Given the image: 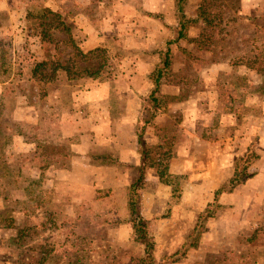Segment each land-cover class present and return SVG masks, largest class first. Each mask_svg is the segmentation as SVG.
<instances>
[{
	"label": "rangeland",
	"instance_id": "374dc122",
	"mask_svg": "<svg viewBox=\"0 0 264 264\" xmlns=\"http://www.w3.org/2000/svg\"><path fill=\"white\" fill-rule=\"evenodd\" d=\"M77 3V6L73 0L62 3V7L66 5L65 11L58 13L70 27L76 44L86 49L81 21L90 22L87 14L101 9V21L86 27L101 32L98 39L102 44L96 49H104V56H99V50L88 54L89 58L75 56L72 46L63 42L67 32L60 28L52 32L54 42L43 43L37 21L42 14L40 9L45 7L44 0H13L9 9L0 10L1 79L11 78L10 86L39 107L42 101L38 98L46 97L55 82L48 79L52 75L51 66L42 80L32 76V67L35 71L41 59L55 58L60 65L70 67L73 75H77L78 67L105 63L98 76L78 77L75 82L132 80L137 63L146 61L152 67L148 74L150 87L153 85L151 89H155L154 77L162 67L168 41L177 38L182 15L178 1L77 0ZM243 5L244 0H183L181 7L188 20L185 36L172 43L169 68L154 94L157 110L148 105L149 92L143 103V120L150 119L144 121L146 127L156 135H167V149L150 146L146 163L158 171L161 182L166 184L164 188L170 190L167 218L175 219L165 242L157 241L161 235L158 226L151 230L146 222L147 239L154 243L155 258L156 252L160 257L156 258L157 264L176 253L181 256L178 262L185 264H264V5L247 7L246 12ZM200 10L204 14L198 16ZM104 17L107 20L115 17L112 21L119 22L116 31L120 35L113 36L119 44L110 40L104 45ZM160 22L163 28L154 40L151 33ZM140 29L148 33L142 39L140 34L139 38L135 36ZM134 39L139 42L134 43ZM145 39L150 40L151 46L137 48V43ZM58 70L66 73L62 68ZM36 73L43 76L45 70L40 67ZM86 88L85 84L76 90L62 87V111L74 93L78 92L74 99L78 98ZM13 108L14 104L0 100V124L6 126L5 131L10 129V134L0 137V264H146L141 260L146 256V243L135 241V232L128 237V223L124 230L116 229L114 214L117 216L119 212L111 208L112 212L104 214V184H94L87 198L77 194L71 201L65 181L53 186L45 183L51 168L37 164L46 166L48 162L32 159L36 155L33 150L19 151L12 137L14 131L21 130L20 123L9 120ZM43 108L44 121L30 120L23 127L33 133L47 129V113ZM159 115H163L161 123L155 125L154 116ZM138 128L141 132V125ZM179 142L187 145V151L176 156ZM68 143L63 139L56 143L46 141L39 156L71 154ZM101 163H104L101 159L94 160L92 170H99L104 177V167L95 166ZM244 168L242 181L218 194L220 197L229 193L232 201L228 204L210 201L204 211L210 209L213 215L201 220L199 226L204 211L196 219L189 217L190 220L173 216L172 210L175 204L184 201V194L199 192L205 199L215 197L216 191L229 187L237 171ZM74 175L77 180L80 178L76 170ZM218 176L226 178L221 185L214 183ZM142 188L152 190L154 186L143 180L137 188L132 184L128 190L130 211L132 201H139ZM67 201L74 202V208L67 209ZM114 203L120 213L127 211L120 208L119 199L110 200L107 207ZM138 207L136 204L134 224L141 219ZM52 211L56 215L49 214ZM180 213L186 216L184 211ZM123 219L128 222V213Z\"/></svg>",
	"mask_w": 264,
	"mask_h": 264
},
{
	"label": "crops",
	"instance_id": "0c3cea01",
	"mask_svg": "<svg viewBox=\"0 0 264 264\" xmlns=\"http://www.w3.org/2000/svg\"><path fill=\"white\" fill-rule=\"evenodd\" d=\"M68 1L70 2L71 0H44V4L45 7L55 12H62L65 11L66 6L64 5V7H62V3H67ZM12 2L13 0H0V10L9 9ZM73 3L75 6L78 4L77 0H73ZM263 5L264 0H244V5L242 7L246 12L247 7L255 8ZM100 10L101 9H97L87 14V16L89 15L90 22L85 23L80 20L81 23L85 25H83V27L85 28L84 38H86V49H82L84 53L92 49L94 50V48L96 49L102 44V41L98 39V35H101V32L96 28L92 29L94 27H89V29L86 27V25L101 21L100 19L103 17V14ZM97 12L98 14H96ZM79 17L84 18V15L80 14ZM114 18L115 17H112V20ZM112 20L111 18L107 20V18L104 17V45L110 40L111 42L119 44L118 40L113 38V36H116L115 34L118 35L116 37L120 35L119 32L116 31V28L119 29L117 25L119 22H114ZM158 24L159 25L151 33V37L154 38V40H157L160 35V29L163 28L161 22ZM105 25H109V27L107 28ZM79 28L82 29V25H79ZM90 29L92 30L90 31ZM92 32L96 35H93L94 33ZM137 34H140V39H142V36L148 33L140 29L136 31L135 36H137ZM190 34L193 33L190 31ZM171 35L172 32L170 36ZM133 42H139V40L134 39ZM137 44L139 47H137ZM137 44L135 45L137 48H143L147 45L151 46L149 39H145ZM88 45H90V47ZM165 45L166 42L163 47ZM43 60L46 59H41V61ZM151 70L152 67L150 64H147L146 61H139L132 80H126L124 78L104 81L86 79L82 80L83 82H75L76 80L74 81V79L68 77L67 72L61 73V70H57V75L52 79V81L54 80L55 82H53L54 84L52 83L53 86L51 87V91L43 99L38 98V101H42V103L39 104V107H35L33 104L29 103L25 95L20 94L15 90V87L10 86L11 78L5 80L1 79L2 69H0V100L8 105L14 104V108L9 114V120L18 122L21 125L20 131L17 132L16 130L12 133V137L18 145L19 151L33 150L36 152V155H33L32 159H44L48 162V166L37 164V166L41 168H51L50 175L47 174L48 177L45 179V183L49 186H53V184L57 185L65 181V185L70 188V192L68 191V193L72 201L73 195L75 196L77 194L87 198L93 190V185L101 182V184H104V214L112 212L111 208L114 209L115 213L119 212L117 216L114 214L116 217V222L114 221V224L116 223L115 225L118 226V228H116L117 230L122 231L126 228L125 223H128L126 224L130 226V228L126 229L128 237L134 232L133 229L135 224L133 215L137 216L136 212L134 213L128 209V190L132 184L138 181L140 175L145 184H152L154 186L152 190L151 188L150 190H147V188L144 190L142 188L141 190L138 216L147 222L148 229L154 230V227L158 226L161 235L157 236V241L160 242L164 240L165 242L167 240L166 235H170L171 230H173L171 224L175 221L174 218H167V209L172 194H170V190L164 188L166 184L161 182L158 171L146 163L148 156L145 157L142 151L143 148L140 144L141 137L144 147L147 150V155L150 146H160V148L167 149L165 143L167 135H156L151 131L149 126L146 127L148 124L144 123L145 120H143L145 117L143 103L145 102L148 92L151 93L153 90L151 89L153 86L152 83L150 87L148 76ZM31 71L33 73L32 76L37 78L34 76V67H32ZM3 72L5 73L8 71L4 70ZM32 76L30 77L32 78ZM84 84L87 88L79 93L80 96L78 98L74 99L78 92H76V94L74 93V97H70L68 106L62 111L60 101L62 97V87L68 86L76 90L79 86H83ZM41 106L44 107L43 110L47 113V129H38L36 133L30 132V129L24 128L23 124H27L30 120L44 121L45 112L41 111ZM161 117H163V115L154 116L155 125H160ZM140 125L142 129L141 132H139L138 128ZM5 130L6 126H1L0 124V137L10 134L9 128L7 131ZM44 138H46V140ZM62 139L69 142L68 151L70 150L72 152L71 154L66 152V154H63V157L60 153L52 154L47 157L39 156L46 141L49 143H56L58 141L60 142ZM177 150L179 152L176 156L181 155L183 152L187 151V145L183 144V142H179ZM96 159L104 161V163L95 165L104 167V177H101L102 175L99 174V170H92L94 167L92 162ZM32 162L34 163V161ZM58 162L61 163L57 164ZM173 163L174 160H172L170 164V171L174 168ZM144 167L145 170L143 174H140V169H144ZM74 170H76V173L80 174L78 180L74 175ZM203 179L204 178H202V180ZM225 179L223 180L221 176H218L214 183L221 185L224 183ZM87 184L88 187L86 186ZM216 187L217 185H215L214 188ZM210 189L211 188H208L209 191ZM184 196L183 202L175 204L176 206L174 205L175 207L172 210V214L176 216L175 218L179 217L183 219L184 217H188L189 219V217H194V219H196V217L200 215L199 213L204 211L207 204L213 199L222 204H228L233 199L229 193H223L220 197L219 195L217 197L215 195V197L207 199L199 192H189L184 194ZM117 199L121 202L120 208L125 207L127 210L126 212L129 217L128 222L123 219L125 214H127L125 210L120 213L115 207V203L111 205V207H107L110 200ZM73 200H75V198ZM71 201H67V209L74 208L73 206L75 204ZM90 205L93 206L92 197H90ZM180 211H184L186 216H182ZM118 216L122 218L119 220ZM131 217L132 219H130ZM109 227L110 226L107 228ZM170 239L171 245L172 238ZM159 247L160 244L158 245V248ZM159 252L160 250H158V253ZM156 258H160L157 256V252ZM158 261L160 262L161 260ZM178 261L179 260H176L166 264H185L183 261Z\"/></svg>",
	"mask_w": 264,
	"mask_h": 264
},
{
	"label": "trees",
	"instance_id": "16d2710c",
	"mask_svg": "<svg viewBox=\"0 0 264 264\" xmlns=\"http://www.w3.org/2000/svg\"><path fill=\"white\" fill-rule=\"evenodd\" d=\"M177 1H178V3H177L178 4V11H180L182 13V15L180 17V21L178 22V27L176 30L177 38L175 39V41L181 40L184 38L185 28H186L187 23H188V20L186 19L185 14H184V10L181 7V3L183 0H177ZM40 11L42 14L40 15V18L37 21V26H38V30H39L38 31L39 35H40L43 43L49 44L51 42H54V40H56V39H55V36L52 32L55 31V29L60 28V30L63 31L64 33L67 32L68 36L66 37V39L63 40V42H65L67 44L69 43L72 46L73 53L75 54V56L80 55L84 58H89V57H87L88 54L92 55V53H94V52L97 53L98 50L100 51L98 53L99 56H104V54H103L104 49H95V50H91L87 53H84L82 51V49L76 44V41L74 40V38L70 32V27L63 20L60 13L55 12L48 7H44L42 9H40ZM203 12L204 11L200 10V13L198 14V16L203 15L204 14ZM208 23L211 24L212 20L208 19ZM175 41H172V40L168 41L166 51L164 52V61L162 62V67H160L157 70L156 76L154 77L155 89H153L152 92L150 93V97L148 98V105L151 104L149 106L156 107L155 111L157 110V101L158 100H157V96L156 95L154 96V94H157L156 92H157V90H159V87L161 85V80L169 68L170 61L172 59V52H173V50H172L173 44L172 43ZM104 58H106V56ZM87 60H90V59H87ZM49 66H51V68H52L51 69L52 75L50 78H48L49 80H52L56 76L57 70L60 68L64 69L67 72V74L69 75V78L75 79V78L83 77V76H90V77L98 76L100 74V72L102 71L103 67L105 66V63L103 61H100L99 63L94 64V65H86V66L78 67L75 71L77 73V75H73L72 69L70 67L60 65L59 61L55 60V58L54 59H46V60H43V61H40L39 63H37V67L35 68V71H34V76L39 77L40 79L45 78L46 72L48 71ZM40 67H43V69L45 70V74L43 76L40 75L39 73H36V72H38ZM81 73H83V75H81ZM149 120L150 119L147 117L145 119V122H148ZM140 144H141V146L143 145L142 151L146 157L147 151L144 147V143L141 140V137H140ZM140 170H141L140 174H143V170H145V167H144V169L142 168ZM245 171H246L245 168L242 169V171H237L235 177L231 180L229 187L220 188L219 190L216 191L215 195L217 196L221 192H224L225 190H231L233 187H235L236 184H238L242 181V178H240V177L245 174ZM142 180H143L142 177H139L138 181L133 184V187L134 188L139 187ZM136 204H137V206H139V201L135 202L133 200L131 207L133 210L132 212H134V213L137 212V208H135ZM49 214L56 215V213L53 211H52V213H49ZM212 215H213V212L210 209H206L202 213V215L200 216L198 226L200 225L201 220L206 221ZM134 228H135L134 232H135V236H136V237H134V240H141L143 243H146V248H145L146 256L144 258H142L141 260L146 262V264H157L156 258L154 256V243L152 241H148V239H147L148 234H147L146 221L141 218L139 223H136L134 225ZM133 235H134V233H133ZM180 257L181 256H179L176 253L175 255H173L172 258L163 260L162 264H166L169 262L176 261V260L180 259Z\"/></svg>",
	"mask_w": 264,
	"mask_h": 264
}]
</instances>
